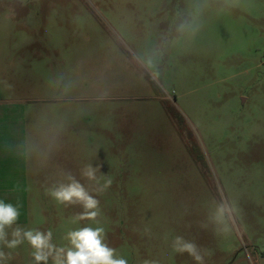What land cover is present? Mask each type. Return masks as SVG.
Here are the masks:
<instances>
[{
	"label": "rangeland",
	"instance_id": "1",
	"mask_svg": "<svg viewBox=\"0 0 264 264\" xmlns=\"http://www.w3.org/2000/svg\"><path fill=\"white\" fill-rule=\"evenodd\" d=\"M69 171L128 264H264V0H0V200L58 246L98 226L46 194Z\"/></svg>",
	"mask_w": 264,
	"mask_h": 264
},
{
	"label": "clouds",
	"instance_id": "2",
	"mask_svg": "<svg viewBox=\"0 0 264 264\" xmlns=\"http://www.w3.org/2000/svg\"><path fill=\"white\" fill-rule=\"evenodd\" d=\"M235 5L238 0H229ZM181 27H184L181 25ZM159 87V85H157ZM163 91V89H161ZM6 147L11 150L12 145ZM101 164H85L80 169V175L88 181H94L98 185L97 192H103L111 186V178H106L102 185L99 184L97 172ZM45 192L57 203L68 205H79L83 211L79 213L76 220H89L98 226H84L75 230H69L63 237L66 245L58 246L53 243V233L49 229L43 232L36 229H25L17 224L20 216L19 207L0 200V244L9 249H15L27 241L33 249L31 255L36 264H128L127 259L116 254V249L105 243V229L99 226L97 218L100 216V201L90 194L89 190L70 171L64 174V178L54 181L51 186L46 187ZM230 209V206H229ZM16 225L14 228L13 226ZM8 229L11 231V239H8ZM174 251L180 254L187 253L197 264H203V257L198 246L194 242L186 241L177 236L174 240ZM3 251H0V260L10 259ZM144 264H158L157 261L145 260Z\"/></svg>",
	"mask_w": 264,
	"mask_h": 264
},
{
	"label": "crops",
	"instance_id": "3",
	"mask_svg": "<svg viewBox=\"0 0 264 264\" xmlns=\"http://www.w3.org/2000/svg\"><path fill=\"white\" fill-rule=\"evenodd\" d=\"M4 179V177L3 176H0V183H3V182H9V181H4L3 180ZM0 191H7L8 192V186H2V187H0Z\"/></svg>",
	"mask_w": 264,
	"mask_h": 264
}]
</instances>
